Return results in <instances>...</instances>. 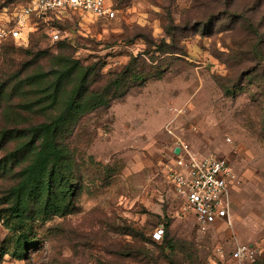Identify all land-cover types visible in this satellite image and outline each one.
Here are the masks:
<instances>
[{
    "label": "rangeland",
    "instance_id": "obj_1",
    "mask_svg": "<svg viewBox=\"0 0 264 264\" xmlns=\"http://www.w3.org/2000/svg\"><path fill=\"white\" fill-rule=\"evenodd\" d=\"M110 1L111 20L66 14L56 25L66 44L48 39L41 22L0 43V67L35 45L50 55L68 47L105 73L134 58L164 70L90 122L103 128L87 153L115 173L109 184L92 169L80 211L47 222L26 259L2 264H227L237 246L264 243V0H229L230 14L226 0ZM26 4L0 0V32ZM181 142L233 165L231 226L199 232L176 197L165 164ZM10 235L0 221V243Z\"/></svg>",
    "mask_w": 264,
    "mask_h": 264
},
{
    "label": "trees",
    "instance_id": "obj_2",
    "mask_svg": "<svg viewBox=\"0 0 264 264\" xmlns=\"http://www.w3.org/2000/svg\"><path fill=\"white\" fill-rule=\"evenodd\" d=\"M64 17L51 22L57 27ZM68 49L50 55L33 45L0 67V221L11 234L0 243V264L7 256L26 259L41 243L42 226L80 211L81 196L93 194L92 169L102 168L98 179L109 184L115 173L87 153L103 128L90 122L164 73L141 58L105 73Z\"/></svg>",
    "mask_w": 264,
    "mask_h": 264
},
{
    "label": "built area",
    "instance_id": "obj_3",
    "mask_svg": "<svg viewBox=\"0 0 264 264\" xmlns=\"http://www.w3.org/2000/svg\"><path fill=\"white\" fill-rule=\"evenodd\" d=\"M70 12L105 20L116 17L110 0H28L18 13L16 24L0 32V42L8 38L21 39L23 30L37 22L44 24L52 42H60L63 40L61 32L51 21L53 17L61 18ZM177 147L180 148L179 155L174 154ZM165 176L199 232L207 233L220 225H232V196L237 175L227 158L215 154L199 158L189 145L177 143L165 164ZM163 232V228L157 229L154 239L159 241ZM263 255L264 243L239 245L227 264H255Z\"/></svg>",
    "mask_w": 264,
    "mask_h": 264
},
{
    "label": "water",
    "instance_id": "obj_4",
    "mask_svg": "<svg viewBox=\"0 0 264 264\" xmlns=\"http://www.w3.org/2000/svg\"><path fill=\"white\" fill-rule=\"evenodd\" d=\"M174 154H176V155H179L180 154V148H175V150H174Z\"/></svg>",
    "mask_w": 264,
    "mask_h": 264
},
{
    "label": "crops",
    "instance_id": "obj_5",
    "mask_svg": "<svg viewBox=\"0 0 264 264\" xmlns=\"http://www.w3.org/2000/svg\"><path fill=\"white\" fill-rule=\"evenodd\" d=\"M234 191H235V190H234ZM234 191H233V192H234Z\"/></svg>",
    "mask_w": 264,
    "mask_h": 264
}]
</instances>
